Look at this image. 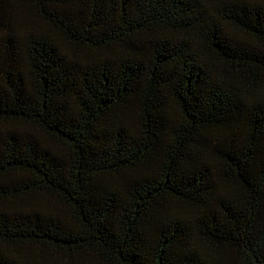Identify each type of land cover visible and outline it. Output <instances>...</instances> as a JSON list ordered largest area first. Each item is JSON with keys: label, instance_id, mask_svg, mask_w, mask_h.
<instances>
[{"label": "trees", "instance_id": "obj_1", "mask_svg": "<svg viewBox=\"0 0 264 264\" xmlns=\"http://www.w3.org/2000/svg\"><path fill=\"white\" fill-rule=\"evenodd\" d=\"M0 264H264V0H0Z\"/></svg>", "mask_w": 264, "mask_h": 264}]
</instances>
